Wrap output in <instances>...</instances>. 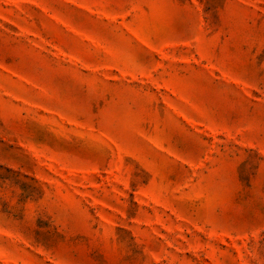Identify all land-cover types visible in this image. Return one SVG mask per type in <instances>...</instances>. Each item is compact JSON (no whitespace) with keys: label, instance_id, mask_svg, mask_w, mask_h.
<instances>
[{"label":"rangeland","instance_id":"374dc122","mask_svg":"<svg viewBox=\"0 0 264 264\" xmlns=\"http://www.w3.org/2000/svg\"><path fill=\"white\" fill-rule=\"evenodd\" d=\"M0 264H264V0H0Z\"/></svg>","mask_w":264,"mask_h":264}]
</instances>
